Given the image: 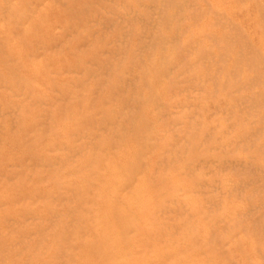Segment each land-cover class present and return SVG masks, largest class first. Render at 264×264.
Masks as SVG:
<instances>
[{"label": "rangeland", "instance_id": "obj_1", "mask_svg": "<svg viewBox=\"0 0 264 264\" xmlns=\"http://www.w3.org/2000/svg\"><path fill=\"white\" fill-rule=\"evenodd\" d=\"M0 7V264L113 261L110 246L96 254L89 242L93 194L104 196L109 175L66 178L62 164L108 146L114 161L130 152L122 170L133 175L118 186L109 229L122 231L133 250L128 264H264V0H0ZM23 169L37 176L16 175ZM141 181L147 193L133 199ZM144 196L152 202L144 209L149 237L135 213L123 212Z\"/></svg>", "mask_w": 264, "mask_h": 264}, {"label": "bare ground", "instance_id": "obj_2", "mask_svg": "<svg viewBox=\"0 0 264 264\" xmlns=\"http://www.w3.org/2000/svg\"><path fill=\"white\" fill-rule=\"evenodd\" d=\"M79 1V0H78ZM33 2V1H32ZM72 2V1H71ZM77 2V1H76ZM2 3V2H1ZM5 3V2H4ZM55 3V2H54ZM70 3V2H69ZM37 4V3H36ZM64 4V3H63ZM54 5V4H53ZM53 5H52V7H53ZM64 6V5H63ZM79 6H81V5H79ZM9 7V6H8ZM47 8H48V6H46ZM51 7V8H52ZM71 7V6H70ZM17 8V7H16ZM0 9H1V7H0ZM30 9V8H29ZM28 9V10H29ZM75 9V8H74ZM14 10V9H13ZM52 10V9H51ZM81 12V11H80ZM8 13V12H7ZM0 14H2L1 12H0ZM47 14V13H46ZM61 14V13H60ZM3 15V14H2ZM8 15V14H7ZM53 15V14H52ZM54 15H56V14H54ZM53 15V16H54ZM4 16V15H3ZM2 17V16H1ZM0 17V18H1ZM11 17V16H10ZM50 17V16H49ZM56 17V16H55ZM3 18V17H2ZM1 18V19H2ZM14 18V17H13ZM0 19V20H1ZM5 19V18H4ZM22 19V18H21ZM19 20V19H18ZM30 20V19H29ZM51 20V19H50ZM54 20H55V18H54ZM16 21H17V19H16ZM16 21L14 22V25H16ZM65 22V21H64ZM8 23V22H7ZM10 23V22H9ZM18 23V22H17ZM31 23V22H30ZM52 23H54V22H52ZM55 23H56V20H55ZM54 23V24H55ZM5 24V23H4ZM11 24V23H10ZM13 24V23H12ZM18 24H20V23H18ZM17 24V25H18ZM57 24V23H56ZM5 25H8V24H5ZM27 25V24H26ZM50 25V24H49ZM9 26V25H8ZM6 27V26H5ZM12 28V27H11ZM26 28V27H25ZM40 28V27H39ZM42 28V27H41ZM6 29V28H5ZM9 29V28H8ZM83 29V28H82ZM33 30H35V29H33ZM36 30H37V28H36ZM40 30V29H39ZM38 30V31H39ZM1 31V30H0ZM2 31H4V30H2ZM41 31V30H40ZM23 32V31H22ZM21 32V35H23V33ZM3 33H6L5 31L3 32ZM9 33V32H8ZM58 33V32H57ZM1 34V33H0ZM7 34V33H6ZM5 34V35H6ZM25 34V33H24ZM4 35V36H5ZM8 35V34H7ZM11 35H12V32H11ZM20 35V36H21ZM26 35V34H25ZM28 33H27V37H28ZM1 36H2V34H1ZM10 36V35H9ZM33 36V35H32ZM39 36V35H38ZM46 36V35H45ZM79 36V35H78ZM12 37V36H11ZM19 37V36H18ZM27 37L25 38V40L27 39ZM50 37V36H49ZM36 38V37H35ZM57 38V37H56ZM12 39V38H11ZM60 39V38H59ZM6 40V39H5ZM10 40V39H9ZM16 40V39H15ZM28 40V39H27ZM19 41V40H18ZM18 41H17V43H18ZM13 43V42H12ZM20 43V42H19ZM8 45H10V44H8ZM13 45V44H12ZM30 46V45H29ZM13 47V46H12ZM20 47V46H19ZM8 48H9V46H8ZM10 49H11V47H10ZM9 49V50H10ZM17 49V48H16ZM19 50V49H18ZM20 51V50H19ZM18 51V52H19ZM26 51V50H25ZM21 53V52H20ZM19 55V54H18ZM28 55V54H27ZM55 57V59H56V56H54ZM51 58V57H50ZM48 59V58H47ZM16 60H18V59H16ZM49 60V59H48ZM23 61V60H22ZM62 61V60H61ZM30 62V61H29ZM23 63V62H22ZM37 64V63H36ZM38 65V64H37ZM44 65V64H43ZM47 65V64H46ZM45 65V66H46ZM35 66V65H34ZM34 66H32L31 65V67H34ZM37 68V67H36ZM38 68H41V67H38ZM34 69V68H33ZM42 69V68H41ZM46 69V67L44 68V70ZM47 69H49V68H47ZM59 70V69H58ZM57 70V71H58ZM35 71H37V69L35 70ZM42 71V70H41ZM31 72H33V71H31ZM17 75V74H16ZM81 75V74H80ZM15 76V75H14ZM162 77V76H161ZM10 80V79H9ZM22 80V79H21ZM33 81H34V79H32ZM18 81V80H17ZM22 81H25V79L24 80H22ZM37 81V80H36ZM35 81V82H36ZM49 81V80H48ZM48 81H47V83H48ZM19 82V81H18ZM26 82V81H25ZM35 82H34V84H35ZM39 82V81H38ZM50 82V81H49ZM27 83V82H26ZM25 83V84H26ZM11 84H12V82H11ZM16 84H18V83H16ZM49 84V83H48ZM62 84V83H61ZM157 84V83H156ZM41 85V84H40ZM67 85V84H66ZM74 85V84H73ZM37 86V85H36ZM39 86V85H38ZM28 86H26V88H27ZM41 87H42V85H41ZM50 87V86H49ZM62 87V86H61ZM76 87V88H75ZM44 88V87H43ZM74 88L75 89H77V86L76 85H74ZM62 90V89H61ZM17 91V90H16ZM65 91H67V89L65 90ZM58 92V91H57ZM12 93V92H11ZM37 93V92H36ZM39 95V94H38ZM76 95V94H75ZM24 96V95H23ZM63 96H65L64 94H63ZM76 97V96H75ZM49 98V97H48ZM67 98V97H66ZM50 99V98H49ZM77 98H75V100H76ZM56 100H59V99H56ZM66 100V99H65ZM50 101V100H49ZM52 101V100H51ZM37 102V101H36ZM46 102V101H45ZM44 102V103H45ZM57 102V101H56ZM71 103V102H70ZM74 103V102H73ZM56 104V103H55ZM35 105V104H34ZM42 105V104H41ZM44 105V104H43ZM61 105V104H60ZM30 106V104L28 105V107ZM39 107H40V105H38ZM46 106V105H45ZM18 109V108H17ZM76 109V108H75ZM74 109V110H75ZM44 110V112H45V109H43ZM84 111V110H83ZM77 112V111H76ZM38 113V112H37ZM39 113H40V111H39ZM52 113V112H51ZM25 114V113H24ZM73 114V113H72ZM76 114V113H75ZM79 114V113H78ZM68 115V114H67ZM69 115H71V112L69 113ZM80 115V117H81V114H79ZM83 115H84V113H83ZM82 115V116H83ZM25 115H23V117H24ZM29 116V115H28ZM31 117H32V115H30ZM29 116V117H30ZM73 116V115H72ZM76 116V115H75ZM86 116V115H85ZM84 116V117H85ZM0 117H3V116H0ZM17 117V116H16ZM18 117H21V116H18ZM77 117H78V115H77ZM77 117H76V122H79V121H77ZM43 118V117H42ZM53 117H51L50 119H52ZM64 118H66V117H64ZM70 117H68V119H69ZM79 118V117H78ZM85 118H87V117H85ZM85 118H84V122L82 123V126L85 124V121L87 120H85ZM3 119V118H2ZM27 119H28V117H27ZM35 119V118H34ZM30 120V119H29ZM42 120V119H41ZM53 120V119H52ZM51 120V121H52ZM65 120V119H64ZM71 120V119H70ZM69 120V121H70ZM68 120H66V122H67ZM21 122H22V120H21ZM33 122V121H32ZM54 122V121H53ZM66 122H64V123H66ZM70 122H75L74 121V117H73V121H70ZM40 123V122H39ZM42 124H43V122H41ZM45 123V122H44ZM72 123H70V124H72ZM21 124L22 123H20V126H21ZM53 124V123H52ZM60 124V123H59ZM67 124V123H66ZM78 124V123H77ZM24 124H22V126H23ZM28 125V124H27ZM44 125V124H43ZM47 125V124H46ZM62 125V124H61ZM61 125H60V127L59 128H61ZM64 125V124H63ZM62 125V126H63ZM80 125H81V123H80ZM97 125H99V123L97 124ZM40 126V125H39ZM73 126V125H72ZM45 127V126H44ZM55 127V126H54ZM58 127H57V129H58ZM90 127V126H89ZM21 128V127H20ZM24 128H25V126H24ZM23 128V129H24ZM38 128H40V127H38ZM64 128V127H63ZM67 129H68V126L66 127ZM76 128V127H75ZM36 129V128H35ZM62 129V128H61ZM61 129H60V132H64V131H61ZM65 129V128H64ZM94 129H95V127H94ZM40 130V129H39ZM48 130H49V128H48ZM51 130H53V129H51ZM21 131V130H20ZM23 131V130H22ZM22 131L20 132L21 134H22ZM56 131V130H55ZM57 131H59V130H57ZM68 130H66V132H67ZM87 131V130H86ZM88 131H89V129H88ZM49 132V131H48ZM47 132V133H48ZM60 132H59V134H60ZM82 132H84V133H81V134H83V136H85L84 134L86 133L85 131H82ZM97 132V131H96ZM17 134L16 135H18V131L16 132ZM32 133H34V132H32ZM40 133V132H39ZM38 133V134H39ZM53 134L55 133V132H52ZM61 133V134H62ZM88 133V132H87ZM92 134H94L93 132H91ZM90 132H89V135L91 134ZM40 134H42V133H40ZM39 134V135H40ZM51 134V133H50ZM49 134V135H50ZM56 134V133H55ZM54 134V137L56 136ZM61 134H60V136H61ZM77 134V133H76ZM97 134V133H96ZM8 135V134H7ZM34 135V134H33ZM52 135V134H51ZM74 135H75V133H74ZM73 135V139H75V136ZM79 135V134H78ZM78 135H76V136H78ZM98 135V134H97ZM38 136V135H37ZM41 136H43V135H40V136H38L36 139H38L39 137L40 138H42L41 140H44V138L43 137H41ZM59 136V137H60ZM72 136V135H71ZM82 136V135H81ZM82 136V137H83ZM86 136L88 137V135L86 134ZM62 138L64 137V135H62L61 136ZM86 137V138H87ZM70 138V137H69ZM77 138V137H76ZM78 138H79V136H78ZM97 138V137H96ZM19 139H21V136H20V138ZM55 139H56V137H55ZM65 139V138H64ZM90 139H92V138H90ZM90 139H88L89 141H90ZM6 140V139H5ZM27 140H29V139H27ZM33 140H35V139H33ZM67 140H68V137H67ZM71 140V139H70ZM2 141V140H1ZM36 142H38L37 140H35ZM40 141V140H39ZM52 141V140H51ZM59 141H60V139H59ZM58 141V142H59ZM63 141V140H62ZM75 141V140H74ZM76 141H77V139H76ZM75 141V142H76ZM85 141V140H84ZM92 141V140H91ZM94 141V140H93ZM3 142V141H2ZM8 142H10V141H8ZM15 142V141H14ZM29 142V141H28ZM28 142H26V143H28ZM31 142V141H30ZM33 142V141H32ZM54 142V141H53ZM64 142V141H63ZM67 142V141H66ZM88 142V141H87ZM87 142H86V144H87ZM4 143V142H3ZM25 143V144H26ZM90 143L91 142H89V146H90ZM96 143V142H95ZM2 144V143H1ZM0 144V145H1ZM20 144V143H19ZM25 144H23V145H25ZM54 144V143H53ZM92 144V143H91ZM34 145H35V143H34ZM44 145V144H43ZM73 145H74V142H73ZM80 145V144H79ZM10 146H12L11 144H10ZM21 146V145H20ZM41 146H42V144H41ZM51 146V145H50ZM53 146V145H52ZM51 146V147H52ZM81 146V145H80ZM96 146V145H95ZM13 147V146H12ZM12 147H11V149H12ZM17 147H19V146H17ZM29 147V146H28ZM38 147H39V144H38ZM48 147H49V144H48ZM65 148L67 147V146H64ZM71 147V146H70ZM77 147V146H76ZM82 147V146H81ZM85 147H86V145H85ZM91 147V149H90V151L92 150V148H94L93 146H90ZM101 147V146H100ZM103 147H105V146H102V148ZM34 148H36V147H34ZM34 148H32V152H33V149ZM40 148H42V147H40ZM45 148V147H44ZM74 148H75V146H74ZM109 146H108V148H105V151H102L103 149H101V153H97V154H94V150L93 151H91V152H87L86 154L85 153H83V154H85V156H84V161L83 162H78V163H76V165H74V166H72L69 162H67V161H64L62 164H63V171H64V173H63V175H65L64 177H66V175H74L76 178H78L76 175H79V177H81L82 178V176L84 177V175H88V176H90V175H95V177H93V178H96V175H101V177H102V175H109V178L107 179V180H105L103 177V179L105 180L104 181V183H102L103 184V188L105 189V193H104V196H99V195H96L97 193L95 192V191H93V193L95 192L96 194H93V195H91L90 197H94V198H92V202H93V199L97 202L98 201V204L99 205H97V203H96V205H97V207H96V205H94V207L93 208H91L90 207V211L93 213V215H94V220H95V226H94V240H91V241H89L88 240V238H87V241H89L90 243H91V245H95V247H98L99 249H98V251L97 250H95L94 252L96 253V254H98L97 252H99L100 250H104V249H107L106 247L107 246H110V251L107 253V256H110L111 257V259L113 260L110 264H128L129 262V259H127V257L128 256H132V254H133V250H130L126 245H124V241L122 242V240H123V236H122V231H117L116 232V234L115 235H111V233H110V227H111V223H112V221L114 220V215H113V210H114V208H115V205H116V203H117V201H119V198H121V196H120V194L119 193H117V190H118V186L120 187V186H122L121 184H123V182L122 181H125L127 178H128V176L127 175H133V172H132V169L131 170H125V171H123L122 170V164L123 165H126L127 166V159H128V156L130 155V152H128V150H126V151H122V153H121V155H120V157H121V159H120V161H114L110 156H109ZM3 149H5V147L3 148ZM15 150H17V148L15 147L14 148ZM21 149V148H20ZM30 149V148H29ZM28 148H27V150H29ZM47 149V148H46ZM54 149H56V148H54ZM62 148L60 147V150H61ZM70 149H72V148H70ZM84 149V148H83ZM88 149H89V147H88ZM88 149H86L87 151H89ZM109 151H107V150ZM111 149V148H110ZM125 148H123V150H124ZM127 149H129V148H127ZM36 150H39V149H36ZM42 150H44V149H42ZM41 150V152L43 153V151ZM49 150V149H48ZM67 150H68V148H67ZM73 150V149H72ZM78 149H76V153L78 152L77 151ZM112 150V149H111ZM13 151V150H12ZM19 151V150H18ZM23 151H24V149H23ZM34 151H35V149H34ZM40 151V150H39ZM45 151H47V150H45ZM55 151V150H54ZM64 151H66V150H64ZM75 151V150H74ZM83 152L81 149L79 150V152ZM14 152V151H13ZM26 152V151H25ZM31 152V153H32ZM36 152V151H35ZM52 151H50V153H51ZM68 152V151H67ZM73 152V151H72ZM79 152H78V154H79ZM80 152V153H81ZM28 153H30V152H28ZM42 153H40V155L42 154ZM57 155L58 156H61V155H59L58 154V149H57ZM22 154V153H21ZM25 154V153H24ZM44 154V153H43ZM46 154H47V152H46ZM62 154V153H61ZM63 154H64V152H63ZM65 154H67V153H65ZM70 154H71V151H70ZM26 155H28V154H26ZM45 155V154H44ZM44 155H43V157H42V159L44 158ZM49 155V154H48ZM57 155H55V157H58ZM77 155V154H76ZM75 155V156H76ZM110 155H111V152H110ZM66 156V159H67V156H69V155H65ZM74 156V155H73ZM79 156H81V154L79 155ZM29 157H31L30 155H29ZM64 157V156H63ZM48 158V157H47ZM47 158H45V161L46 162H44V163H47ZM69 158V157H68ZM75 158V157H74ZM115 158V157H114ZM50 159V158H49ZM64 159V158H63ZM72 159H73V157H72ZM77 160H78V158H76ZM130 159H132V158H130ZM83 160V159H82ZM60 161H62V160H60ZM69 161V160H68ZM74 161V160H73ZM72 161V163H75V161L73 162ZM81 161V160H80ZM41 162H42V160H41ZM59 162V161H58ZM37 163H39V162H37ZM60 163V162H59ZM34 164V163H33ZM53 164V163H52ZM50 165L51 167L53 166V165ZM38 165V164H37ZM44 165V164H43ZM25 166V165H24ZM34 167H35V165H34ZM36 167H38V166H36ZM40 167V166H39ZM42 167V166H41ZM40 167V168H41ZM51 167H50V169H51ZM91 168V171L88 169V168ZM19 168V167H18ZM27 168H28V166H27ZM14 169V168H13ZM15 169H16V167H15ZM49 169V166H48V170H50ZM58 169V168H57ZM53 170V169H52ZM89 170V171H88ZM21 171V170H20ZM53 171H55V170H53ZM86 171V172H85ZM48 172H50V171H48ZM59 172V171H58ZM85 172V173H84ZM142 172V171H141ZM39 173H40V171L38 170V175H39ZM54 174H55V172H53ZM84 173V175H82ZM172 173V172H171ZM33 174H35L36 176H37V173H31V172H29V171H27L26 169H23L21 172H19V173H17L16 175H33ZM51 175V174H50ZM56 175H59V173H56ZM63 175H61V178H62V176ZM80 175H82V176H80ZM120 176V177H118V176ZM70 176H68V177H70ZM97 176V177H98ZM30 177V176H29ZM92 177V176H91ZM8 178V177H7ZM40 177H38V179H39ZM58 179L60 178V176L59 177H57ZM60 178V179H61ZM67 178V177H66ZM87 178V177H86ZM90 178V177H89ZM100 178V177H99ZM30 179V178H29ZM58 179H56V180H58ZM98 179V178H97ZM97 179L95 180V179H93V180H95L96 182H97ZM41 180V179H40ZM70 180V179H69ZM68 180V181H69ZM74 180H75V178H74ZM74 180H71V181H73L74 182ZM77 180H79V179H77ZM82 180V179H81ZM80 180V181H81ZM89 180V179H88ZM92 180V181H93ZM28 181V180H27ZM64 182H66L65 180H63ZM76 181V180H75ZM101 181V180H100ZM59 182V181H58ZM82 183H83V181H81ZM89 183H90V180L88 181ZM102 182V181H101ZM51 183V182H50ZM56 183V182H55ZM55 183H53L54 184V186H57V185H59V183L57 184V185H55ZM63 183V182H62ZM69 183V182H68ZM68 183H67V186H68ZM77 183V182H76ZM95 182H92V184H91V186H94L95 184H94ZM100 183V182H99ZM99 183H98V185H99ZM142 183V184H141ZM32 184V183H31ZM50 185V184H49ZM60 185H61V183H60ZM63 185V184H62ZM61 185V186H62ZM70 185H72V184H70ZM81 185V184H80ZM84 185V184H83ZM98 185H97V187H98ZM28 186H30V185H28ZM45 186V185H44ZM66 186V185H65ZM76 186H77V184H76ZM86 186V185H85ZM90 186V188H91V190H96V191H99V189L97 190V189H92V187ZM31 187V186H30ZM49 187V186H48ZM75 187V186H74ZM78 187V186H77ZM79 187H81V186H79ZM76 188V187H75ZM74 188V189H75ZM88 188V186H86V189ZM89 188V189H90ZM95 188H96V185H95ZM101 188V187H100ZM124 188V187H123ZM78 189V188H77ZM82 189V188H81ZM19 190V189H18ZM34 190V189H33ZM51 190V189H50ZM53 190V189H52ZM83 190V189H82ZM90 190V191H91ZM107 190V191H106ZM54 191V190H53ZM52 191V192H53ZM72 191H74L73 189H72ZM71 191V192H72ZM81 191V190H80ZM86 191H89L88 189L86 190ZM89 191V192H90ZM147 190H146V183L144 182V181H141L140 183H138L135 187H134V190H133V195H132V197H133V199H135L136 197H138V196H143V194H145V193H147L146 192ZM76 192H78L77 190H76ZM49 193V192H48ZM79 194V193H78ZM189 194V193H188ZM1 195V194H0ZM6 195V194H5ZM8 195V194H7ZM74 195H76V193L75 194H73V196ZM81 195H82V197L83 198H88L89 197V195H88V193L86 192L85 193V191H81ZM4 196V195H3ZM72 196V197H73ZM76 197V196H75ZM97 197V198H96ZM5 198V197H4ZM53 199H54V197H52ZM1 199H2V197H1ZM52 199V200H53ZM55 199H57V198H55ZM54 199V200H55ZM88 200V199H87ZM91 200V199H90ZM37 201V200H36ZM46 201H47V199H46ZM78 201H80V197H79V200ZM83 201V200H82ZM95 201H94V203H95ZM143 201V200H142ZM53 202V201H52ZM71 202V200L69 201V203ZM68 203V202H67ZM76 203H77V201H76ZM90 203V202H89ZM135 203V202H134ZM151 199H150V197H147V196H144V203L142 204V205H140V206H136L135 204H128V206H127V208H126V210H124L123 212H125V216L126 215H128V214H133V213H135V217H136V219H137V221L139 222V223H141L142 225L141 226H143V227H147L146 228V230H147V232H148V237H149V232H150V224L148 223V217L146 216V214L144 213V209H146V207H147V205H151ZM17 204V203H16ZM72 204V203H71ZM118 204V203H117ZM35 205V204H34ZM84 206H85V203L83 204ZM89 205V204H88ZM3 206V205H2ZM33 206V205H32ZM56 206V205H55ZM5 208V207H4ZM88 208V207H87ZM34 209H36V208H34ZM52 210V209H51ZM54 210V209H53ZM84 211H85V209H83ZM134 210H136V211H134ZM32 211V210H31ZM29 212H30V210H29ZM65 212V211H64ZM87 212V211H86ZM85 212V213H86ZM58 213H60V211L58 212ZM79 213V212H78ZM77 213V214H78ZM67 214V213H66ZM62 215H65L64 213L62 214ZM68 215V214H67ZM81 215V214H80ZM21 217V216H20ZM74 217H76V216H74ZM82 217H84V216H82ZM81 217V218H82ZM63 218V217H62ZM65 218H66V216H65ZM72 218V217H71ZM70 218V219H71ZM60 220V219H59ZM76 220V219H75ZM26 221V220H25ZM72 221V220H71ZM85 221V220H84ZM9 222V221H8ZM60 222H62V221H60ZM72 223V222H71ZM13 224H14V222H13ZM16 224V223H15ZM20 224V223H19ZM19 224H18V226H19ZM85 224H86V222H85ZM88 224V223H87ZM114 224V223H113ZM46 225V224H45ZM59 225V224H58ZM89 225V224H88ZM88 225H87V227H88ZM57 226V225H56ZM114 226L115 225H113L112 226V228H114ZM54 227V226H53ZM58 228H59V226H58ZM61 228V227H60ZM142 227H140L139 228V232H143L144 230H142L141 229ZM56 229V228H55ZM73 229V228H72ZM90 229V228H89ZM144 229V228H143ZM57 230V229H56ZM113 230V229H112ZM112 230H111V232H112ZM41 231V230H40ZM53 231V230H52ZM88 231V230H87ZM57 232V231H56ZM90 232H92L91 230H90ZM67 233V232H66ZM65 233V234H66ZM68 233H70V232H68ZM89 233V232H88ZM33 234V233H32ZM57 234V233H56ZM65 234H63V235H65ZM93 234V233H92ZM39 235V234H38ZM90 235H91V233H90ZM89 235V236H90ZM62 236V235H61ZM88 236V235H87ZM92 236V237H93ZM113 237H116V241H118V243H119V245L117 246V247H113V243H114V241H112V238ZM82 237H77V238H75V242H77L76 244H77V247H78V245H81L80 243H81V239ZM48 239V238H47ZM62 239H63V237H62ZM52 240V239H51ZM45 241V240H44ZM59 241H61V240H59ZM86 241V242H87ZM83 242V241H82ZM19 243V242H18ZM27 244H28V242H26ZM65 243V242H64ZM123 243V244H122ZM66 244V243H65ZM75 244V243H74ZM29 245V244H28ZM72 246H69L68 247V250H71L73 247L75 248L76 247V245H73V244H71ZM47 246H48V244H47ZM82 246V245H81ZM182 246V245H181ZM185 246V245H184ZM77 247H76V249H77ZM84 247V246H83ZM79 250H81V249H79L78 248V251ZM76 251V250H75ZM105 251V250H104ZM93 251H89V253L88 254H85V257L86 256H90V258L95 254ZM65 253H67V255L69 256L70 255V257L72 256L71 255V251H70V254L67 252V248L65 249ZM74 253V252H73ZM75 253H78L77 251L75 252ZM43 254H45V252L43 253ZM76 255V254H75ZM196 255V254H195ZM39 256H41V255H39ZM95 256V255H94ZM69 257V258H70ZM75 257V256H74ZM74 257H71V258H74ZM193 257V256H192ZM43 259V258H42ZM49 259V258H48ZM92 259V258H91ZM94 259V258H93ZM45 260H47V259H45ZM75 260V262H74V264L76 263V259H74ZM83 260H84V258H83ZM86 260V259H85ZM84 260V261H85ZM83 261V262H84ZM93 261V260H92ZM69 262H70V260H69ZM95 262V261H94ZM97 262V261H96ZM142 262H144V260L143 259H136L135 260V263L136 264H142ZM87 263V262H86ZM89 264H91L90 262H88ZM87 263V264H88ZM67 264H69V263H67ZM70 264H71V262H70ZM92 264H94L93 262H92ZM96 264H98V263H96Z\"/></svg>", "mask_w": 264, "mask_h": 264}]
</instances>
